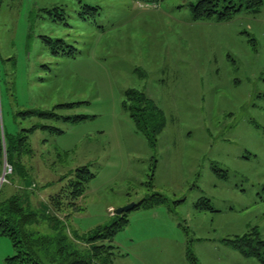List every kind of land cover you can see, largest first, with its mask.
Returning <instances> with one entry per match:
<instances>
[{
    "label": "rangeland",
    "instance_id": "1",
    "mask_svg": "<svg viewBox=\"0 0 264 264\" xmlns=\"http://www.w3.org/2000/svg\"><path fill=\"white\" fill-rule=\"evenodd\" d=\"M191 3L0 0L2 144L4 132H62L38 128L26 137L25 180L3 148L0 199L21 191L67 234L84 236L160 194L167 205L125 214L112 264H192L188 255L195 264H264L225 244L252 230L264 241V7L228 22H194ZM43 37L62 45L51 48ZM130 89L164 114L154 148L122 108ZM65 104L78 105L56 108ZM32 110L60 118L20 115ZM77 116L87 119L64 120ZM82 167L95 178L74 207L56 211L50 198ZM203 201L214 212L197 210ZM31 231L49 234L44 223ZM14 253L1 237L0 264Z\"/></svg>",
    "mask_w": 264,
    "mask_h": 264
},
{
    "label": "trees",
    "instance_id": "2",
    "mask_svg": "<svg viewBox=\"0 0 264 264\" xmlns=\"http://www.w3.org/2000/svg\"><path fill=\"white\" fill-rule=\"evenodd\" d=\"M139 1L156 3L159 0ZM263 7L264 0H195V3L189 5L192 21L215 20L217 23L230 21L242 10L257 14ZM84 9L86 11L97 10V8L87 5H84ZM53 10L56 11L57 8ZM51 11L45 12L51 16ZM43 41L51 48L62 45L61 41H53L46 37H43ZM51 52L57 55V49H51ZM68 53L71 54V52ZM76 105L78 104H65L56 108L71 109ZM122 108L129 115L135 132L140 134L151 148H154L158 136L166 126L163 112L144 93L131 89L124 93ZM20 115L37 116L42 119L60 118L54 110H32L20 113ZM85 119L87 117L84 116L64 118V120L73 123ZM38 128L47 129L57 134L62 133L55 128L46 126L21 130L13 138L8 137L4 132V145L0 133V158L4 148L6 162L21 180H25L26 174L20 159L31 152L26 144V137ZM94 178L95 174L88 167H82L68 174L65 178V186L61 188L58 195L50 198L49 204L56 211H61L64 207H74L76 201L86 193L89 183ZM25 200L26 196L21 191H17L6 199H0V238H8L15 252L13 257L7 259L8 264H112L117 251L113 240L128 225L127 215L115 216L109 226L99 227L87 235L79 236L72 232L67 234L65 224L54 215H47L48 209L44 204L35 208L25 203ZM163 205H167L166 198L160 194H154L148 200L138 203L134 210L153 209ZM196 208L199 211L214 212L207 201L199 203ZM42 223L46 224L49 234L42 235L39 232L31 231L32 227H39ZM225 244L245 257L257 258L264 263L262 259L264 257V241L259 240L255 230L244 236L225 240ZM188 258L192 264H195V260L190 255Z\"/></svg>",
    "mask_w": 264,
    "mask_h": 264
},
{
    "label": "water",
    "instance_id": "3",
    "mask_svg": "<svg viewBox=\"0 0 264 264\" xmlns=\"http://www.w3.org/2000/svg\"><path fill=\"white\" fill-rule=\"evenodd\" d=\"M0 186H1V183H0ZM134 205H130V206H127V207H124V208H121L119 210L116 211V216H120L122 214H126L128 213L129 211L133 210L134 209Z\"/></svg>",
    "mask_w": 264,
    "mask_h": 264
},
{
    "label": "bare ground",
    "instance_id": "4",
    "mask_svg": "<svg viewBox=\"0 0 264 264\" xmlns=\"http://www.w3.org/2000/svg\"><path fill=\"white\" fill-rule=\"evenodd\" d=\"M4 179L3 177L0 178V183H3Z\"/></svg>",
    "mask_w": 264,
    "mask_h": 264
}]
</instances>
